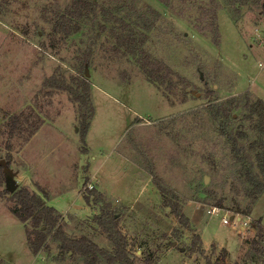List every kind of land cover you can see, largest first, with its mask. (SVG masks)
Listing matches in <instances>:
<instances>
[{"label": "rangeland", "instance_id": "374dc122", "mask_svg": "<svg viewBox=\"0 0 264 264\" xmlns=\"http://www.w3.org/2000/svg\"><path fill=\"white\" fill-rule=\"evenodd\" d=\"M86 1L65 36L73 0H0V264H85L51 236L32 253L8 172L111 252L94 220L109 206L136 264H217L221 248L264 264V0ZM234 214L244 230L222 223Z\"/></svg>", "mask_w": 264, "mask_h": 264}, {"label": "trees", "instance_id": "16d2710c", "mask_svg": "<svg viewBox=\"0 0 264 264\" xmlns=\"http://www.w3.org/2000/svg\"><path fill=\"white\" fill-rule=\"evenodd\" d=\"M72 7L76 12L67 13L66 16L63 17L62 28L65 31V36L78 31V19L85 16L83 12L78 11L80 7L85 8L87 12L92 10L90 2L86 0H73ZM73 17H76L77 22H71V18ZM149 77L153 80L160 81L162 78L157 74V68L155 66L149 72ZM82 84L84 86V103L90 105L88 82L83 79ZM60 87L71 90L69 86L63 84H60ZM252 109L253 114L256 113L259 115L257 127L259 132L264 135V101L257 100L252 106ZM250 117H252V115H250ZM85 131L86 127L83 129V135ZM262 146L263 152L258 158L261 163L262 171L264 172V144H262ZM0 171L2 172V165H0ZM255 183H257V192L264 190V180ZM42 193L43 197L47 198V195L43 191ZM12 196L15 200V204L10 208V212L23 223L27 221L31 222V228H28L25 224V233L33 254H36L46 238L51 236L58 242V254L60 256L78 254L83 258L85 264H100V259H103L106 264H136L127 252L126 236L119 228L117 214L110 210L109 206L102 208L100 213L94 216V220L111 241L113 245L111 252L99 246L86 235H81L79 237L69 236L60 223L59 212L53 206L48 205L45 199L36 192H31L28 188L21 186L17 187L16 190L12 192ZM99 198H101V196ZM84 199L88 203L89 199L87 197ZM96 201H100V199ZM217 205L222 207L220 202H218ZM172 213L175 214L182 225H188V221L179 210H173ZM246 214H249V210L246 211ZM32 234L33 238H31ZM192 240L193 244L196 246L197 242L201 241V238L198 234H194ZM221 252L217 264H225L227 251L225 248H221Z\"/></svg>", "mask_w": 264, "mask_h": 264}, {"label": "built area", "instance_id": "2783aa9c", "mask_svg": "<svg viewBox=\"0 0 264 264\" xmlns=\"http://www.w3.org/2000/svg\"><path fill=\"white\" fill-rule=\"evenodd\" d=\"M88 188L91 189L92 185H88ZM218 212V208H212L209 213L215 214ZM223 224H231L233 228H239L240 230H244L249 223V220L244 219V217L240 216L239 214H234L232 216L223 215L221 218Z\"/></svg>", "mask_w": 264, "mask_h": 264}, {"label": "water", "instance_id": "95a60500", "mask_svg": "<svg viewBox=\"0 0 264 264\" xmlns=\"http://www.w3.org/2000/svg\"><path fill=\"white\" fill-rule=\"evenodd\" d=\"M264 7V5H263ZM88 75V73H86ZM5 180H6V188L8 191L10 192H14L17 188V183L16 181L13 179V173L12 172H8L5 174Z\"/></svg>", "mask_w": 264, "mask_h": 264}, {"label": "crops", "instance_id": "0c3cea01", "mask_svg": "<svg viewBox=\"0 0 264 264\" xmlns=\"http://www.w3.org/2000/svg\"><path fill=\"white\" fill-rule=\"evenodd\" d=\"M96 174L94 173V174H92V176L94 177ZM99 180V182H98V185H100V188L102 189V191H103V193H105L106 191H104V189H103V187H102V180H100V179H98ZM106 194V193H105ZM108 197V196H107ZM109 198V197H108ZM112 199V198H111ZM113 200H115V201H118V202H120L121 204H122V202H121V199H119V198H114ZM133 202H136V198L133 200ZM132 202V203H133ZM132 203H130V204H132ZM47 204H48V202H47ZM130 204H122V205H130ZM49 205V204H48Z\"/></svg>", "mask_w": 264, "mask_h": 264}]
</instances>
